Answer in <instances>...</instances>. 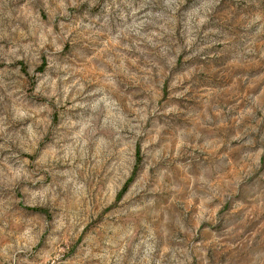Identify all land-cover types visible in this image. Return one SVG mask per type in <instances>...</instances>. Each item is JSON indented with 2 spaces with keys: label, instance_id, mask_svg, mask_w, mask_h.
I'll list each match as a JSON object with an SVG mask.
<instances>
[{
  "label": "rangeland",
  "instance_id": "374dc122",
  "mask_svg": "<svg viewBox=\"0 0 264 264\" xmlns=\"http://www.w3.org/2000/svg\"><path fill=\"white\" fill-rule=\"evenodd\" d=\"M0 264H264V0H0Z\"/></svg>",
  "mask_w": 264,
  "mask_h": 264
},
{
  "label": "trees",
  "instance_id": "16d2710c",
  "mask_svg": "<svg viewBox=\"0 0 264 264\" xmlns=\"http://www.w3.org/2000/svg\"><path fill=\"white\" fill-rule=\"evenodd\" d=\"M135 156H136L137 163H138V161H139V150H138V148L136 149ZM135 168H136V165H135ZM131 179H132V176L125 182V184H124V186H123V188L121 190V193L124 192V190L126 189L128 183L131 181Z\"/></svg>",
  "mask_w": 264,
  "mask_h": 264
}]
</instances>
